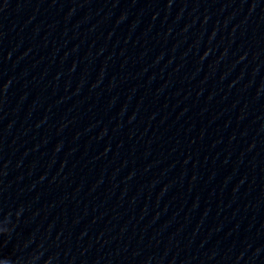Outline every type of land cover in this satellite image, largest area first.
<instances>
[{"label": "clouds", "instance_id": "clouds-1", "mask_svg": "<svg viewBox=\"0 0 264 264\" xmlns=\"http://www.w3.org/2000/svg\"><path fill=\"white\" fill-rule=\"evenodd\" d=\"M0 261H7V258H4V260H0Z\"/></svg>", "mask_w": 264, "mask_h": 264}]
</instances>
